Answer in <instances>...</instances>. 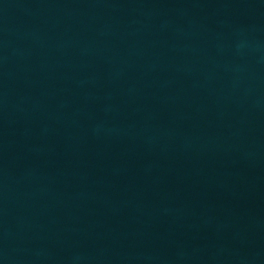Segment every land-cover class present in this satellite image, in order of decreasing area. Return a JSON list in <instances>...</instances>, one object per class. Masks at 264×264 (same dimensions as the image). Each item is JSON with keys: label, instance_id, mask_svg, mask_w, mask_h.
<instances>
[{"label": "water", "instance_id": "water-1", "mask_svg": "<svg viewBox=\"0 0 264 264\" xmlns=\"http://www.w3.org/2000/svg\"><path fill=\"white\" fill-rule=\"evenodd\" d=\"M0 264H264V0H0Z\"/></svg>", "mask_w": 264, "mask_h": 264}]
</instances>
